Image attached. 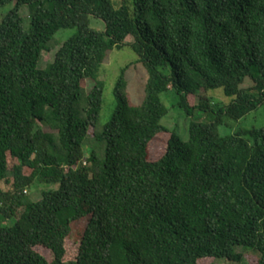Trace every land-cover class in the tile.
I'll return each mask as SVG.
<instances>
[{
	"label": "trees",
	"instance_id": "16d2710c",
	"mask_svg": "<svg viewBox=\"0 0 264 264\" xmlns=\"http://www.w3.org/2000/svg\"><path fill=\"white\" fill-rule=\"evenodd\" d=\"M6 6L0 183L11 189L0 190V264H242L239 250L264 264V128L219 131L224 119L239 122L264 105V0H131L130 9L111 0H0ZM64 30L74 34L60 42ZM126 47L147 73L144 100L129 103L124 68L100 126L101 67ZM214 90L232 99L218 112ZM170 92L188 118L215 115L190 122L187 142L162 125ZM160 136L165 149L152 161ZM36 185L44 190L33 201ZM76 231V256L65 261Z\"/></svg>",
	"mask_w": 264,
	"mask_h": 264
},
{
	"label": "rangeland",
	"instance_id": "374dc122",
	"mask_svg": "<svg viewBox=\"0 0 264 264\" xmlns=\"http://www.w3.org/2000/svg\"><path fill=\"white\" fill-rule=\"evenodd\" d=\"M117 7L124 6L128 9L131 8V0H111ZM12 9V6H6L0 9V22L4 16ZM20 17L23 20L24 28L27 30L29 28V15L28 8H23L20 10ZM90 26L96 31H104L105 25L101 20L91 17ZM74 34V30H64L60 31L56 35V39L60 42H64ZM128 43L133 42V38L129 37L127 39ZM59 47L51 53H43L39 62V69L43 70L46 66L53 62L55 53ZM137 56L128 47L123 50H113L108 54V58L103 63L101 67V80L105 82L104 94H103V104L100 113L99 125L103 126L110 120L114 109H115V99H114V87L115 83L120 76L121 70L130 66L126 73L125 78L127 81V98L132 106H139L144 100V88L147 82V73L141 64H136ZM251 82L246 79L242 88L250 87ZM201 96L205 94L200 93ZM208 96L213 98L214 110L218 112L225 106L229 105L232 99L227 98L223 95L221 90L209 91ZM176 95L172 92L164 94L162 96V101L169 110L168 115L162 120V125L168 130L176 131L182 141L187 142L189 140V124L190 122H207L215 118V115H203L198 112L194 114L192 118H188L183 112H181L176 106ZM264 128V105L259 107L256 111L250 113L244 117L239 122H229L226 119L223 121V125L220 126L219 131L221 135H233L236 132L243 129H262ZM167 141V136H160L153 143L150 150V159L152 161L156 160L165 149V142ZM11 189L10 185L4 182L0 183V190L3 192H9ZM44 187L36 185L34 189L29 192V195L33 201H38L41 198V192ZM84 223H79L77 227H83ZM66 243V256L65 261H72L77 252L78 242H76L75 235ZM36 251L43 255L48 261L52 260L51 254L42 248H36ZM239 252L245 255L242 264H256L258 255L249 251ZM229 264L224 260L220 261H201L199 264Z\"/></svg>",
	"mask_w": 264,
	"mask_h": 264
}]
</instances>
